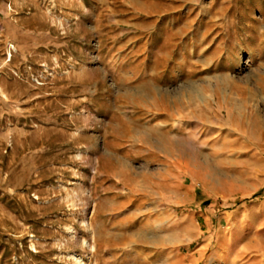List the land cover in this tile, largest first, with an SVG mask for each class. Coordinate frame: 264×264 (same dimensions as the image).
Instances as JSON below:
<instances>
[{"label":"rangeland","instance_id":"obj_1","mask_svg":"<svg viewBox=\"0 0 264 264\" xmlns=\"http://www.w3.org/2000/svg\"><path fill=\"white\" fill-rule=\"evenodd\" d=\"M264 264V0H0V264Z\"/></svg>","mask_w":264,"mask_h":264},{"label":"bare ground","instance_id":"obj_2","mask_svg":"<svg viewBox=\"0 0 264 264\" xmlns=\"http://www.w3.org/2000/svg\"><path fill=\"white\" fill-rule=\"evenodd\" d=\"M77 263H78V264H82V262H81L79 259L77 260Z\"/></svg>","mask_w":264,"mask_h":264}]
</instances>
